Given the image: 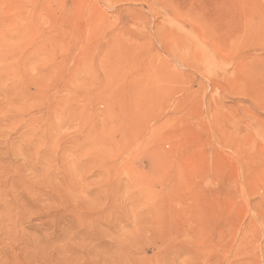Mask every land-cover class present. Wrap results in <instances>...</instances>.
Here are the masks:
<instances>
[{
    "label": "rangeland",
    "instance_id": "rangeland-1",
    "mask_svg": "<svg viewBox=\"0 0 264 264\" xmlns=\"http://www.w3.org/2000/svg\"><path fill=\"white\" fill-rule=\"evenodd\" d=\"M0 264H264V0H0Z\"/></svg>",
    "mask_w": 264,
    "mask_h": 264
}]
</instances>
